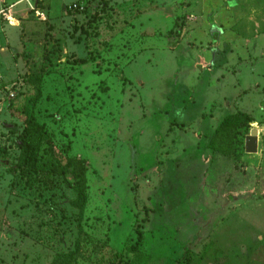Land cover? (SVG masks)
<instances>
[{
    "label": "rangeland",
    "instance_id": "rangeland-1",
    "mask_svg": "<svg viewBox=\"0 0 264 264\" xmlns=\"http://www.w3.org/2000/svg\"><path fill=\"white\" fill-rule=\"evenodd\" d=\"M0 10V264H177L191 243L187 264H264V0ZM9 108L42 125L55 170L24 164ZM237 111L236 160L209 142Z\"/></svg>",
    "mask_w": 264,
    "mask_h": 264
},
{
    "label": "trees",
    "instance_id": "trees-1",
    "mask_svg": "<svg viewBox=\"0 0 264 264\" xmlns=\"http://www.w3.org/2000/svg\"><path fill=\"white\" fill-rule=\"evenodd\" d=\"M9 114L22 120L24 123V164L32 166L38 172L55 170L57 165H60V163L57 162L58 160L56 159V162L54 163L46 156L45 152L41 150V146L45 144L49 148V155L52 156L54 154L53 146L51 145L42 125L33 118H27L25 115L21 116V113V115L17 114V111L12 108H9ZM251 123L252 118L246 112L237 111V113L227 116L214 130L209 142V147L215 152L228 157H233L236 160L239 159L241 156L238 148L239 138L248 132ZM75 177L76 180L73 183L72 189L75 191L77 199L80 201V211L82 212L86 199V193L83 186L84 174L75 173ZM191 244L182 246V256L178 259L177 264L188 263V254L194 245Z\"/></svg>",
    "mask_w": 264,
    "mask_h": 264
},
{
    "label": "water",
    "instance_id": "water-1",
    "mask_svg": "<svg viewBox=\"0 0 264 264\" xmlns=\"http://www.w3.org/2000/svg\"><path fill=\"white\" fill-rule=\"evenodd\" d=\"M257 141H258V131L256 129H251L250 134L246 137L245 152L248 154L256 153Z\"/></svg>",
    "mask_w": 264,
    "mask_h": 264
},
{
    "label": "crops",
    "instance_id": "crops-1",
    "mask_svg": "<svg viewBox=\"0 0 264 264\" xmlns=\"http://www.w3.org/2000/svg\"><path fill=\"white\" fill-rule=\"evenodd\" d=\"M11 7L13 8V6H11ZM14 7H15V6H14ZM222 7H223V10H224V13H225V12L227 13L228 11L231 10V9H230L231 6H222ZM239 7H241V6H239ZM12 8H10V9H12ZM0 11H1V10H0ZM23 11H24V10H23ZM25 11H26V10H25ZM22 13H24V12H22ZM25 14H26V12H25ZM18 15H20V14H18ZM0 46H2V44H0ZM0 50H3V51H4L5 49H4V48H1ZM258 142H259V141H257V150H258V146H259V145H258Z\"/></svg>",
    "mask_w": 264,
    "mask_h": 264
},
{
    "label": "built area",
    "instance_id": "built-area-1",
    "mask_svg": "<svg viewBox=\"0 0 264 264\" xmlns=\"http://www.w3.org/2000/svg\"><path fill=\"white\" fill-rule=\"evenodd\" d=\"M77 7H78V4L75 3V4H73V5H70V6H69V9H70V10H75V9H77Z\"/></svg>",
    "mask_w": 264,
    "mask_h": 264
}]
</instances>
